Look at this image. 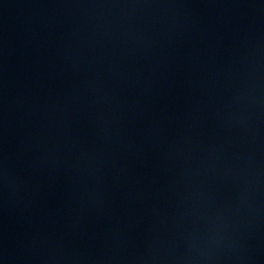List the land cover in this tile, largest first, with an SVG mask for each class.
<instances>
[{
    "label": "water",
    "instance_id": "1",
    "mask_svg": "<svg viewBox=\"0 0 264 264\" xmlns=\"http://www.w3.org/2000/svg\"><path fill=\"white\" fill-rule=\"evenodd\" d=\"M0 264H264V0H0Z\"/></svg>",
    "mask_w": 264,
    "mask_h": 264
}]
</instances>
